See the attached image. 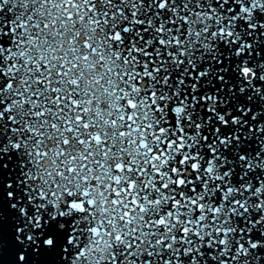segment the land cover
<instances>
[{"label": "snow or ice", "instance_id": "snow-or-ice-1", "mask_svg": "<svg viewBox=\"0 0 264 264\" xmlns=\"http://www.w3.org/2000/svg\"><path fill=\"white\" fill-rule=\"evenodd\" d=\"M0 264H264V0H0Z\"/></svg>", "mask_w": 264, "mask_h": 264}]
</instances>
